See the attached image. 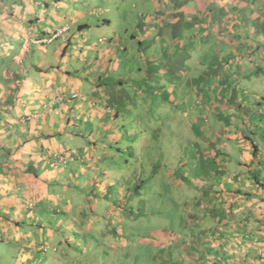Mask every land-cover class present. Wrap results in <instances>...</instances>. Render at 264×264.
I'll return each mask as SVG.
<instances>
[{
	"label": "crops",
	"instance_id": "crops-1",
	"mask_svg": "<svg viewBox=\"0 0 264 264\" xmlns=\"http://www.w3.org/2000/svg\"><path fill=\"white\" fill-rule=\"evenodd\" d=\"M91 1L0 0V242L20 249L21 264H49L46 252L74 244L75 231L90 249L94 225L112 246L124 241L126 187L140 160L149 174L162 158L153 191L185 184L197 199L142 239L145 264H264V0H108L102 10ZM112 8L118 22L87 17ZM169 127L198 143L152 138ZM139 131L138 150L122 149ZM62 176L73 189L59 194ZM73 255L50 261L103 264Z\"/></svg>",
	"mask_w": 264,
	"mask_h": 264
},
{
	"label": "rangeland",
	"instance_id": "rangeland-1",
	"mask_svg": "<svg viewBox=\"0 0 264 264\" xmlns=\"http://www.w3.org/2000/svg\"><path fill=\"white\" fill-rule=\"evenodd\" d=\"M105 2V3H104ZM106 4L108 3V0H92L90 2V9L93 8V6H95V8H99L100 10H102V8H106ZM110 5V4H109ZM116 9L114 10L112 8L111 13H104L101 12L102 15L97 14L98 18L95 15H91V16H87L90 21H92V23H104L103 20L106 18H110V20L114 21V22H118L119 20H116L114 16L112 15H116L117 12ZM112 14V15H111ZM103 26V25H102ZM107 28V27H105ZM102 28V35L104 36H109V33L107 31V29ZM54 34L49 35L48 38L53 37ZM96 42L97 38H96ZM99 45H101V43L98 42ZM103 45V44H102ZM152 112H157L156 109H154L152 106L150 107ZM227 112V111H226ZM228 113V112H227ZM227 113H220L217 115V118H220L221 121L226 122L227 120ZM147 114V113H146ZM193 118V117H192ZM170 125H173L172 123H169ZM143 127H145V125H143L142 127H139L140 129H142ZM129 130V129H128ZM151 130V129H149ZM148 130V131H149ZM174 127H169L167 129H165V131L161 132L159 131V129H155L153 131V136L152 138H154L155 140L157 139H171L170 141H167V143L169 144V146L172 147V149H174L175 146L180 145L183 146L184 148L188 149L189 146L191 145V142L194 143H198V139H189V134L188 132L185 134L186 136L182 139L179 136H176V134H174ZM178 130V129H177ZM136 129L135 127H133L132 132H135ZM140 132V136H138L137 139H122V149H125V145L126 143L130 142L132 143V149H136V151L139 148L138 142L141 141L143 139V137L146 139L147 137L145 136V133L143 134L141 131ZM165 136V137H164ZM76 139H79L78 137H74ZM142 138V139H140ZM222 139V138H221ZM227 143V141H226ZM226 146V144H225ZM201 148V145H200ZM104 148H101V151H103ZM228 148L226 147L225 152L227 151ZM108 152H110V154H113L114 151L108 149ZM124 152H127L128 150H123ZM93 152H98V150L93 149ZM173 153H179L175 152L173 150ZM126 155V154H124ZM167 154H165L164 156H166ZM221 153H216V156L218 157L217 160H219V162H223L225 161L226 157H222L220 156ZM126 157V156H123ZM161 157V156H160ZM166 162L164 160H162V158H158L154 161V167L150 168V171L155 170L158 175L155 176L154 179H151V182L149 183L150 185L145 187L146 182L150 181V178H145L146 175H142V181L139 182L137 189L142 188L143 190H146V192H150L152 194V198L155 201H159V205L157 206H153L150 204V198L147 196L146 193H144L141 190V195L139 196V202H138V206L140 207V210H142V213L138 215L134 213L133 217H130L128 213H120L121 215V220L122 223L120 225H118V228L121 229L122 231H124V241L122 242H116V247H117V256L115 258V261L119 260L120 264H133V261L137 259V256H139V260L140 259H145L146 260V255L149 252L148 249V245L146 244V242H144L142 239H147L149 237L150 234V230H152V228H170L172 227V223H168L169 221H171L174 217H177L178 214H182L183 213V208L184 205L186 204V200H196V194L195 191L193 190V187H189L186 186L185 184L183 186H181V188H177L174 186H170L167 189L166 194L161 195L160 192L157 191H153L157 185L156 183H153L154 180L158 181V179L161 177L160 173H161V167L162 164ZM141 163V160L139 161V164ZM143 160H142V166L138 167V170H140L141 168L144 167L143 165ZM109 168H114L115 165H110L108 166ZM154 168V169H153ZM144 169V168H143ZM141 171V170H140ZM139 171V172H140ZM145 173V172H144ZM127 177V174H123L122 175V179L125 180ZM61 181L65 182L62 183ZM135 188V186H132ZM152 187L151 191L149 190ZM72 186L70 184V179L66 178V177H61L60 179V184H59V188L57 189L59 194H63L65 192H70L72 190ZM99 188L96 187L95 189L90 188V190L88 191V196L86 198V200H90L95 193H99ZM170 194L171 199L169 197L168 194ZM77 194V193H76ZM181 195V196H180ZM97 197V195H95ZM109 196V195H108ZM82 197H86L85 195H83ZM85 201V200H84ZM144 210H143V209ZM106 209V208H105ZM177 214V215H176ZM78 218V217H77ZM58 220H60V216H58ZM181 227V224L179 225ZM95 232L93 233L94 235H99L97 236V239L94 242H91V246L90 249H88L86 247V243L83 240V236L82 233H78L77 231H75L72 234L73 237V242L75 247L77 248L78 252L82 255V257H86L85 254H87L88 252H93V256H94V260H99V262H102L103 264H109V259L112 258V256H114V251H115V245L112 246V241L113 238L111 236V234L103 227V225L101 224L100 226H95ZM100 235H102V237H100ZM135 237H137V239H134ZM183 237L179 236V240L176 243H180L181 239ZM139 241V244L136 245L135 241ZM121 245H125L126 248L129 250L130 254L127 258L122 259L121 257ZM136 245V246H135ZM58 247L60 248V246L58 245ZM70 248V247H67ZM66 248V249H67ZM62 250V249H61ZM55 250L53 247L50 248L46 253L48 254L47 259L48 262L50 260H52L51 257L53 258H57V259H61V255L64 253L66 250ZM68 250V249H67ZM152 250V249H151ZM150 250V251H151ZM69 251V250H68ZM83 251V254H82ZM135 254L134 258L132 255ZM73 250L69 251L67 255H65L66 257L76 261L75 259H77L74 255ZM20 249L18 248H13L10 245H5L4 243L0 242V264H21L22 263V259L20 258ZM63 256V257H65ZM140 262H142L140 260ZM55 264V261H54ZM74 264V263H73Z\"/></svg>",
	"mask_w": 264,
	"mask_h": 264
},
{
	"label": "trees",
	"instance_id": "trees-1",
	"mask_svg": "<svg viewBox=\"0 0 264 264\" xmlns=\"http://www.w3.org/2000/svg\"><path fill=\"white\" fill-rule=\"evenodd\" d=\"M109 163H107V165H106V167L109 169V167L108 166H110V165H112L113 164V160H114V158H110L109 157ZM146 160V159H145ZM145 160H144V165H145ZM117 162L119 161L118 159L116 160ZM112 162V163H111ZM111 163V164H110ZM133 163V161L130 159V157L129 156H126V157H122V166L124 167L123 168V173L122 174H127V177H126V179L125 180H123V182L124 183H128V181H130V178H131V176H130V170H129V168L128 167H130V165ZM109 164V165H108ZM139 166H142V164L140 163L139 164ZM154 169V168H153ZM135 169H133V171H134ZM141 170V171H140ZM140 170H138V174L137 175H132V177H133V179L134 180H136V178H137V185L135 186V188H133V190L131 189V187H126V196H124V202H123V204H124V209H123V213H128L129 214V216L130 217H133L134 216V213L135 214H137L138 215V212H139V214H141L142 213V210H140V207L138 206V202H139V199L138 200H136V197H138L139 198V196L141 195V188L140 189H137V187H138V184H139V182H141L142 181V175H146V177L145 178H150V180L153 178V171H150V173L149 174H144V172L146 173L147 172V170L146 169H143V168H141ZM136 171V170H135ZM140 171V172H139ZM129 172V173H128ZM131 172H132V169H131ZM189 179V178H188ZM114 180H116V177H115V175L112 173L111 175H110V177H109V182H110V184H112L113 185V181ZM147 184H148V182H146V184H145V186H144V188L145 187H147ZM112 185H111V187H112ZM109 187V186H108ZM110 187V188H111ZM161 195H162V193H160ZM168 194V193H167ZM139 195V196H138ZM169 195V197L171 196L170 194H168ZM170 199H171V197H170ZM143 209V208H142ZM144 210V209H143ZM112 242H114V240L112 241ZM120 242H122V241H120ZM69 245H68V247H70L68 250L69 251H71V250H73V252H75L76 254L77 253H79L78 252V250H77V248L75 247V245L74 244H70V243H68ZM92 245V244H91ZM121 249H122V255H121V257H122V259H125V258H127L128 256H129V254H130V252H129V250L126 248V246L125 245H121ZM64 250H66L65 251V254H63V256H65V255H67L68 254V250L64 247ZM83 252V251H82ZM61 257V259L62 260H66V259H70V258H68V257ZM75 256V255H74ZM132 256V255H131ZM76 258H77V256H75ZM145 258H147V256L145 257ZM78 259V258H77ZM141 261H142V264H145L146 263V260L145 259H140ZM120 261L118 260V264H120L119 263ZM49 264H54V261H49L48 262ZM55 264H59V263H56L55 262Z\"/></svg>",
	"mask_w": 264,
	"mask_h": 264
},
{
	"label": "built area",
	"instance_id": "built-area-1",
	"mask_svg": "<svg viewBox=\"0 0 264 264\" xmlns=\"http://www.w3.org/2000/svg\"><path fill=\"white\" fill-rule=\"evenodd\" d=\"M61 30H59V32H60ZM58 34V32L57 33H55V36Z\"/></svg>",
	"mask_w": 264,
	"mask_h": 264
}]
</instances>
